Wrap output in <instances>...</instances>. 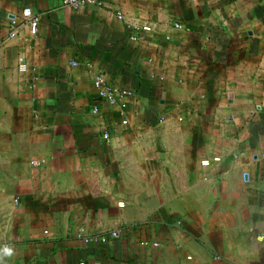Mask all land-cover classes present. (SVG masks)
<instances>
[{"label":"crops","instance_id":"0c3cea01","mask_svg":"<svg viewBox=\"0 0 264 264\" xmlns=\"http://www.w3.org/2000/svg\"><path fill=\"white\" fill-rule=\"evenodd\" d=\"M98 1L0 0V264H264V0Z\"/></svg>","mask_w":264,"mask_h":264},{"label":"built area","instance_id":"2783aa9c","mask_svg":"<svg viewBox=\"0 0 264 264\" xmlns=\"http://www.w3.org/2000/svg\"><path fill=\"white\" fill-rule=\"evenodd\" d=\"M60 3L63 7L71 10H80L84 9L88 6H97L99 7L101 4L98 0H60ZM118 18L120 19L121 16L118 15ZM40 17L38 15H35L33 11L26 7L21 12V22L17 23L16 21H11L9 25V30L7 31L6 39H12L17 35V29L20 25H26L29 29V32L31 35H35L38 30V24H39ZM174 28L181 29V25L179 23L174 24ZM143 32H150L151 28L148 25H145L142 27ZM134 39V38H133ZM17 70L20 73H25L27 71V64L22 58L18 59V66ZM93 86L96 89L98 95L100 98L105 99L108 104L112 105L115 101V92L111 89V87L107 84V82L100 76L95 77L93 80ZM96 112V109L94 110ZM103 138L105 140L108 139V134L105 133L103 135ZM213 162L219 161V159L215 158L212 160ZM211 162L209 160H203L201 161V167L203 169H206L210 167ZM78 236L81 237V233H83L82 229H78ZM120 234L119 230H114L111 232V236L113 238H118ZM262 240L263 237H260ZM144 245H149V243H144ZM152 247H158L159 245L157 243H152ZM5 247H3V250Z\"/></svg>","mask_w":264,"mask_h":264},{"label":"clouds","instance_id":"9594fccd","mask_svg":"<svg viewBox=\"0 0 264 264\" xmlns=\"http://www.w3.org/2000/svg\"><path fill=\"white\" fill-rule=\"evenodd\" d=\"M3 255H5V256H11L12 255V250L10 248H5L3 250Z\"/></svg>","mask_w":264,"mask_h":264}]
</instances>
